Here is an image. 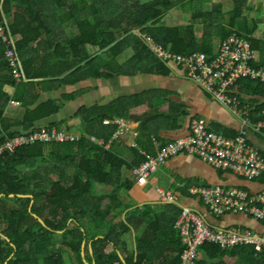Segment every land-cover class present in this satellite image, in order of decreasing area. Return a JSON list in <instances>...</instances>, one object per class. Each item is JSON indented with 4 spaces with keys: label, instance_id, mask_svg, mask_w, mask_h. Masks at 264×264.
<instances>
[{
    "label": "trees",
    "instance_id": "trees-1",
    "mask_svg": "<svg viewBox=\"0 0 264 264\" xmlns=\"http://www.w3.org/2000/svg\"><path fill=\"white\" fill-rule=\"evenodd\" d=\"M188 1L191 0H152L146 3L142 0H77L76 8L73 4L70 12L79 20L78 34L68 40L66 49L71 57V68L66 69L64 73L88 60L86 46L89 44L105 50L102 64L106 69L96 73V77L109 75L107 71L110 75H119L114 65L124 53L123 50L134 46L139 58L134 61V58L130 57L121 67L131 65L129 72L132 74L143 70L140 67L133 72L135 63L143 60L144 50H147L142 41L144 39H139L136 31L141 30L143 36H153L166 46L169 43L178 48L177 40L181 30L158 27V24L178 3ZM194 1L192 0L193 3ZM35 2L0 0V19L7 17L11 32L22 37L17 48L26 76V79L17 77L10 68L6 58L7 45L0 38V143L17 133L37 130L36 125L41 120L59 111V106L54 104L53 100L36 107L34 106L39 97L35 96L29 100L32 96L30 90L35 83H28L27 79L37 76L31 69L35 68L37 61L56 56L50 53L51 46L54 47L55 44L53 36L57 33L54 13L46 7L40 12L36 9ZM241 12L242 9L238 6L233 19H238ZM38 21L40 23H37ZM44 35L52 39V42L46 46V55L43 57L39 52ZM61 45H55L54 54ZM34 50L37 54L31 55ZM174 50L178 53L184 52ZM156 62L163 65L159 60ZM90 63L81 67L80 73L89 68ZM120 72L121 75L128 74L124 70ZM76 74L77 72L69 77ZM241 84L249 90L255 81L245 79L239 82V86ZM257 84L258 95L264 94V84ZM7 87H14L15 93H9ZM237 89L241 95L239 88ZM13 100L27 108L22 121L12 122L5 117L6 109ZM263 109L264 104L256 106L254 118L259 117ZM101 112L102 108L99 106L84 107L80 111L79 116L86 119L88 128L78 142L25 146L14 154H6L0 158V264L183 262L182 255L186 247L182 236L173 227V222L170 227L163 223L164 215H167L168 211L178 218L181 209L176 210L172 206H160V211L151 206H147L145 210L134 208L132 190L136 184L129 178L128 173L133 170V164L141 165L146 161V157L134 148V160L130 162L125 159L117 151L116 145L125 140V136L115 140L110 148L95 142L92 137L108 142L117 132L115 124L105 123L106 117L109 116L113 120L111 115L116 112L105 116H102ZM53 126L48 125L47 130H57L51 128ZM148 154L157 155L156 152ZM159 170L161 168L156 172ZM98 185L106 187V191H99ZM262 192L264 189L254 193ZM212 226L219 230L218 227ZM134 235H137L136 238ZM54 236L57 240H53ZM128 238L130 241L136 239V248L130 245ZM90 247H93L92 254ZM198 264H264V258L258 257L249 245L224 247L221 243L207 241L199 248Z\"/></svg>",
    "mask_w": 264,
    "mask_h": 264
},
{
    "label": "crops",
    "instance_id": "crops-1",
    "mask_svg": "<svg viewBox=\"0 0 264 264\" xmlns=\"http://www.w3.org/2000/svg\"><path fill=\"white\" fill-rule=\"evenodd\" d=\"M35 1V7L40 12L46 7L54 13L57 33L53 36L55 44L54 47L51 46L50 53L56 56L45 58L41 62L37 61L35 68L31 69V72L37 76L27 79L28 83H35V86L30 90L32 96L29 100L35 96L39 97L34 107L48 100H53L54 104L59 106V111L41 120L36 125L37 128H47L48 125L53 124L54 126L51 128L83 135L88 128V122L83 116H79V113L84 107L99 106L102 108V116L110 115L114 111L116 113L111 116L116 120L124 119L129 128V131L124 135L125 140L119 145L116 144L118 146L116 147L117 151L130 162L134 160L132 153L134 148L139 151L155 153L161 146L189 136L191 122L194 119H205L211 130L228 137H235L238 134L241 122L229 109L219 104L198 85L187 79L185 67L163 63L167 67L165 68L161 63L156 62V60L161 62L162 60L139 36L147 50H144L143 60H138L137 64L135 63L133 72L140 67L143 69L141 71L132 74L129 72L131 65L126 68L121 67L126 59L133 57L135 61L139 58V55L136 56L138 52L134 46L123 50L124 53L122 52L123 54L114 65L119 75L111 74V76L107 71L109 75L96 77V73L106 69L102 64L105 50L89 44L86 46L88 60L64 73L66 69L71 68V57L66 49L68 40L78 34L77 23L79 20L73 12H70L73 4L76 8L77 0ZM196 1H198L196 5L191 2L178 3L165 15L164 20L159 22L158 27L166 26L181 30L177 40L178 48L169 43L168 46L165 45L166 47L173 51H175L174 49L184 51L179 52L181 54L203 51L213 56L217 53L220 44L237 32L251 39L256 50V63L264 64V0ZM238 6L242 9L241 16L238 19H233ZM152 38L154 37L152 36ZM49 42L51 43L52 39L44 35L39 52L43 57L46 55V46ZM57 43L62 45L54 54ZM136 47L139 48L137 45ZM35 54L37 52L32 51L31 55ZM89 62H91L89 68H85L80 73L79 69ZM92 65L93 68H91ZM120 70H124L128 74L121 75ZM75 72H77L75 76L69 77ZM250 87L251 89L248 90L241 84L238 88L244 105L254 115L255 107L264 104V94L258 95L259 86L257 83ZM6 89L11 94L16 91L14 87ZM26 112L27 108L24 105L13 100L6 109L5 117L8 121L18 122L24 120ZM107 120H112V118L108 116L105 121ZM116 128V131L119 130L117 125ZM251 140L264 152V137L253 134ZM134 144L137 146L134 147ZM133 166V170L128 173L132 180L134 179L133 171L137 167L135 164ZM160 174L161 176L154 179V183L151 178V182L146 187L134 185L132 190L134 208L145 210L147 206H151L160 211V206H164V204L158 193L159 188L182 195L185 203L193 207H200L205 212L208 210L202 202L188 197L189 189L192 186L243 187L253 192L264 189V181L251 182L233 173L219 171L195 155L181 154L172 158L161 168ZM162 179H166V182L163 183ZM150 186H153L154 190L149 189ZM172 207L178 210L177 206L172 205ZM174 218V213L168 211L167 215H164L163 223L170 227L173 222L174 227L178 219L174 220ZM213 218H210L213 222L212 225L219 229L243 226L264 234V223L248 215L214 216ZM136 236L134 235L135 238ZM127 240L131 246L136 248V239L133 238L130 241L128 238ZM90 249L93 253V247Z\"/></svg>",
    "mask_w": 264,
    "mask_h": 264
},
{
    "label": "built area",
    "instance_id": "built-area-1",
    "mask_svg": "<svg viewBox=\"0 0 264 264\" xmlns=\"http://www.w3.org/2000/svg\"><path fill=\"white\" fill-rule=\"evenodd\" d=\"M144 41L155 55L165 63L177 64L186 68V77L212 99L229 109L237 117L241 126L235 137L211 130L205 119L191 122V133L187 137L161 147L157 155L142 151L146 161L134 169L135 178L140 186L149 183L151 176L171 158L182 154H195L206 163L223 172L233 173L245 180L264 179V153L251 140L250 134L264 137V109L254 118L244 105L242 96L237 92L241 80L250 79L264 84V64L256 63V51L252 42L245 37L233 34L220 46L215 56L204 52L179 54L166 48L152 37L143 36ZM0 38L7 45L6 58L17 77H23V67L17 48L20 36H14L9 24L0 21ZM105 123L110 124L109 121ZM119 131L112 141H98L107 148L119 137L125 135L128 126L124 119L116 122ZM82 139L79 134L66 130L39 129L29 133H18L0 143V158L14 154L18 149L35 144L75 143ZM97 141L96 138H93ZM193 197L201 200L210 214L216 217L227 215H248L264 222V192L252 193L243 187L226 188L223 186H195L190 190ZM163 202H172L174 194L160 190ZM186 247L182 263L198 264L199 248L207 241L221 243L224 247L254 246L264 254V234L251 228L232 226L215 230L201 212L185 207L177 223Z\"/></svg>",
    "mask_w": 264,
    "mask_h": 264
},
{
    "label": "clouds",
    "instance_id": "clouds-1",
    "mask_svg": "<svg viewBox=\"0 0 264 264\" xmlns=\"http://www.w3.org/2000/svg\"><path fill=\"white\" fill-rule=\"evenodd\" d=\"M0 21L1 22H4V21H6L8 24H9V22H8V19H7V17H5L4 16V20H1L0 19ZM9 27H10V24H9ZM11 30V29H10ZM13 34V33H12ZM136 34L140 37V38H143L141 35V33H140V31H136ZM233 34H238L239 36H242V37H245V38H247L248 40H250L251 41V39H249L248 37H246V36H243V35H241V34H239V33H237V32H235V33H233ZM232 34V35H233ZM14 35V34H13ZM231 35V36H232ZM14 36H20L21 37V35H14ZM231 36H229V37H231ZM228 37V38H229ZM227 38V39H228ZM22 39V37L20 38V40ZM154 39V38H153ZM19 40V41H20ZM155 40V39H154ZM226 40V39H225ZM224 40V41H225ZM156 41V40H155ZM223 41V42H224ZM222 42V43H223ZM252 42V41H251ZM19 43V42H18ZM17 43V44H18ZM159 43V42H158ZM221 43V44H222ZM161 44V43H160ZM221 44H220V46H221ZM162 45H164V44H162ZM253 45V44H252ZM165 46V45H164ZM220 46H219V49H220ZM166 47V46H165ZM166 48H168V47H166ZM254 48V47H253ZM219 49H218V51H219ZM173 51V50H172ZM218 51H217V53H218ZM256 51V50H255ZM19 52V51H18ZM173 52H175V51H173ZM201 52H203V51H201ZM175 53H178V52H175ZM194 53V52H193ZM204 53H206V52H204ZM217 53L215 54V55H217ZM179 54H181V53H179ZM189 54H191V53H189ZM207 54V53H206ZM20 55V54H19ZM208 55V54H207ZM215 55H213V56H215ZM209 56H211V55H209ZM20 59H21V57H20ZM21 63H22V60H21ZM162 63H165V62H163L162 61ZM165 64H169V63H165ZM177 65V64H176ZM180 66V65H179ZM22 67H23V64H22ZM11 68V67H10ZM23 78L25 77V79H26V76H25V72H24V68H23ZM119 119H113V120H107V121H109L110 122V124H117L116 122L118 121ZM106 122V121H105ZM39 129H43V128H37V130H39ZM44 129H47V128H44ZM58 130V129H57ZM18 134V133H17ZM80 135V134H79ZM115 135V134H114ZM114 135H113V137H114ZM82 136V135H81ZM124 136V135H123ZM120 138V137H119ZM118 138V139H119ZM112 141V140H111ZM110 141V142H111ZM175 141V140H174ZM109 142V143H110ZM114 142V141H113ZM113 142L111 143V145L113 144ZM97 143H98V141H97ZM172 143V142H171ZM170 143V144H171ZM169 145V144H168ZM134 147H136L137 146V144H134L133 145ZM165 146H167V145H165ZM111 147V146H110ZM109 147V148H110ZM161 147H164V146H161ZM160 147V148H161ZM159 148V149H160ZM159 149L157 150V152L156 153H158V151H159ZM141 153H142V151H140ZM148 153V152H147ZM182 154H186V155H195V154H188V153H182ZM179 155H181V154H179ZM178 156V155H177ZM195 156H198V155H195ZM176 157V156H175ZM198 157H200V156H198ZM174 158V157H173ZM201 158V157H200ZM172 159V158H171ZM170 159V160H171ZM202 159V158H201ZM203 160V159H202ZM168 163V162H167ZM166 163V164H167ZM165 164V165H166ZM164 165V166H165ZM164 166H162V167H164ZM161 167V168H162ZM213 167V166H212ZM196 186H199V185H196ZM193 187H195V186H192L190 189H189V198H193V199H197L196 197H193L192 195H191V193H190V190L193 188ZM160 190H163V189H158V193L160 194ZM163 191H165V192H170V193H172V194H174V196H175V199L172 201V202H163V200H162V197H161V201H162V203L164 204V206H172V205H174V206H177V208H179V209H181V213H180V216L178 217V219H177V221H176V223H175V225H174V227H175V229L180 233V231L177 229V223H178V221H179V219H180V217H181V215H182V212L184 211V208L185 207H191V208H194V209H197V210H199L200 212H201V214L206 218V220L212 225V222H211V219H210V217H214V215H212V214H210L209 213V211H204V210H202L200 207H193V206H190V205H188L187 203H185V201H184V199H183V197H182V195L180 196L179 194H176V193H174V192H171V191H166V190H163ZM160 196H161V194H160ZM198 201L199 202H202L201 200H199L198 199ZM203 203V202H202ZM203 205H204V207H206L205 206V204L203 203ZM178 209V210H179ZM206 209H207V207H206ZM208 210V209H207ZM224 217V216H223ZM260 222V221H259ZM261 223H264V222H261ZM253 230V229H252ZM255 232H257V231H255ZM258 233H260V232H258ZM261 234H263V233H261ZM180 235H181V233H180ZM182 236V235H181ZM183 240V239H182ZM253 249H254V251H255V253H256V255L258 256V257H263L264 258V254L263 253H259L256 249H255V247L254 246H251Z\"/></svg>",
    "mask_w": 264,
    "mask_h": 264
},
{
    "label": "rangeland",
    "instance_id": "rangeland-1",
    "mask_svg": "<svg viewBox=\"0 0 264 264\" xmlns=\"http://www.w3.org/2000/svg\"><path fill=\"white\" fill-rule=\"evenodd\" d=\"M142 2H143V3H146V2H148V0H142ZM188 2L193 3L192 1H188ZM188 2L183 3V4H187ZM193 4H194V5L198 4V1H196V2L194 1ZM65 44H66V43H65ZM118 131H119V130H117V132H118ZM126 131H129V128H128ZM117 132H116V133H117ZM69 133H70V132H69ZM160 173H161V170H159L158 172H156V173L154 174V176H153V178H152L153 183H154V179H155V178H157L158 176H161ZM162 182L165 183V182H166V179H162ZM136 185L139 186V187H142V186H140V185L138 184V182L136 183ZM144 187H146V186H144ZM97 188H98V190L101 191L102 193H103L104 191H106V189H107L106 187H104V186H102V185H98ZM149 189L154 190V187H153V186H150ZM96 190H97V189H96ZM98 190H97V191H98ZM99 191H98V192H99ZM101 192H99V193H101ZM133 204H135L134 200H133ZM34 216H35V214H34ZM210 218H213V217H210ZM213 219H214V218H213ZM104 232H105V230H104ZM54 239L57 240V237L54 236L53 240H54ZM60 239H61L60 241H62V238H60ZM90 244H91V243H90ZM61 245H62V243H61ZM89 246H90V245H89ZM61 247H62V246H61ZM107 252H111V250H107ZM90 254H92V253H91V249H90ZM82 256H83V258H84V249H82ZM67 257H68V256H67ZM67 259H68V258H67ZM84 261H85V260H84ZM89 261H90V260H89ZM42 263H43V262H42ZM86 263L88 264L87 261H86Z\"/></svg>",
    "mask_w": 264,
    "mask_h": 264
},
{
    "label": "water",
    "instance_id": "water-1",
    "mask_svg": "<svg viewBox=\"0 0 264 264\" xmlns=\"http://www.w3.org/2000/svg\"><path fill=\"white\" fill-rule=\"evenodd\" d=\"M13 196H14V195H13ZM20 196H21V197H31V198L33 197V196H23V195H20ZM35 217L38 218L39 221H40L42 224L46 225L45 222H44L40 217H38L37 215H35Z\"/></svg>",
    "mask_w": 264,
    "mask_h": 264
},
{
    "label": "bare ground",
    "instance_id": "bare-ground-1",
    "mask_svg": "<svg viewBox=\"0 0 264 264\" xmlns=\"http://www.w3.org/2000/svg\"><path fill=\"white\" fill-rule=\"evenodd\" d=\"M126 132H128V131H126ZM125 132V133H126ZM157 171V170H156ZM133 174H134V171H133ZM133 181L135 182V184L137 183V180H136V178H135V174H134V179H133ZM146 186V185H145ZM142 187H144V186H142ZM142 194V193H141ZM122 258H123V256H122ZM125 261V260H124Z\"/></svg>",
    "mask_w": 264,
    "mask_h": 264
}]
</instances>
